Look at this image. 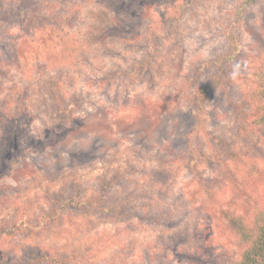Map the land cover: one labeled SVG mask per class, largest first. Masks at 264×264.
I'll return each mask as SVG.
<instances>
[{
    "label": "rangeland",
    "instance_id": "1",
    "mask_svg": "<svg viewBox=\"0 0 264 264\" xmlns=\"http://www.w3.org/2000/svg\"><path fill=\"white\" fill-rule=\"evenodd\" d=\"M243 1L14 2L15 14L42 10L0 29V264H54L88 246L60 264L237 260L228 217L264 197V125L243 136L235 109L249 119L263 107L264 0L233 24ZM228 32L236 60L198 105ZM51 82L78 103L61 127ZM72 195H128L129 217L60 209Z\"/></svg>",
    "mask_w": 264,
    "mask_h": 264
},
{
    "label": "trees",
    "instance_id": "2",
    "mask_svg": "<svg viewBox=\"0 0 264 264\" xmlns=\"http://www.w3.org/2000/svg\"><path fill=\"white\" fill-rule=\"evenodd\" d=\"M258 1L259 0H244L235 13V21L233 24L240 22L241 13L246 7L256 4ZM14 2H16V0H0V29L4 25L10 23L9 21L11 19L16 17L24 10L25 13H28L27 21L29 23L34 21L35 17L37 16V12L42 10L38 8L33 11L25 6L24 10H20L17 12L18 14H15ZM183 13L184 12L179 11V17L182 16ZM171 19L172 18L167 17L165 22H169ZM33 26L35 25L33 24ZM225 37L228 41L229 50L225 55L218 57L216 61L208 63L209 67L213 65V67L216 68L217 74L214 76L211 84L201 87L196 93L194 100L198 105H201V102L205 98L210 87L217 83L220 69L236 60V53L238 49L236 36L233 33L228 32L226 33ZM45 89V92L48 96H50L54 103L53 112L55 113L56 117H58V126L61 127L63 125L61 116H64V119L66 120V118L71 113H73L74 109L77 108L78 103L74 99L68 101V99L64 97L65 95L61 90V85L58 83L51 82L45 86ZM262 104L263 107L258 109V114L256 116H251L249 119L246 118L240 107L235 108L237 132L245 136L252 124L259 126L264 125V102ZM233 156L234 154H230V157ZM131 199L132 197L126 195L120 199L110 200L112 202L108 201L101 203L98 201L96 203L89 199L87 200L86 198H80L78 196L72 195L68 198H60L59 207L62 210L66 209L67 207L81 210L86 203V205L90 206L97 205V210L102 217L103 223H107L116 222L117 220H123L129 217L126 210V204H128ZM160 215L163 217L165 216L162 211H160ZM44 223H46V221H44ZM228 223L231 227V241H233L234 247H236V249L239 251L238 258L233 264H264V197L258 203L254 204V207L251 209L246 208L239 213L232 214L230 217H228ZM40 224L42 225V222H40ZM38 229L40 233H44L43 231L50 229V227L46 226L45 228H41V226H39ZM88 247L84 249L72 250L64 257H61L58 254H53L48 258L50 260L49 263L60 264L61 261H63V263L69 261L77 262L83 258V255L86 252L89 251L87 250ZM26 259L28 261H32L33 258H31L29 254Z\"/></svg>",
    "mask_w": 264,
    "mask_h": 264
}]
</instances>
